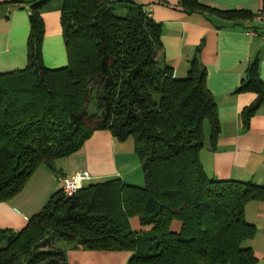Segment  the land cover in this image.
Wrapping results in <instances>:
<instances>
[{
    "label": "trees",
    "instance_id": "1",
    "mask_svg": "<svg viewBox=\"0 0 264 264\" xmlns=\"http://www.w3.org/2000/svg\"><path fill=\"white\" fill-rule=\"evenodd\" d=\"M47 1L23 2L27 64L0 72V202L18 195L39 166L53 167L104 129L118 141L133 140L145 184L115 176L71 196L54 191L22 229L0 230V264H69L65 245L130 251L128 264H256L245 207L264 198V186L207 177L203 124L212 139L220 127L197 58L185 77L175 76L163 58L161 24L141 0H63L67 63L47 68L40 15ZM180 3L186 12L208 9L198 0ZM209 10L254 22L246 11ZM256 66L255 59L236 90L257 95L242 111L245 125L264 102ZM133 218L147 229L133 228ZM51 231L65 245L37 249L36 240Z\"/></svg>",
    "mask_w": 264,
    "mask_h": 264
},
{
    "label": "crops",
    "instance_id": "2",
    "mask_svg": "<svg viewBox=\"0 0 264 264\" xmlns=\"http://www.w3.org/2000/svg\"><path fill=\"white\" fill-rule=\"evenodd\" d=\"M141 1L151 18L161 24L163 58L173 68L175 76L185 77L194 57L205 69L206 87L216 103L220 127L218 135L212 139L208 122L205 121L207 126L203 124L204 146L200 161L207 177L264 186V102L258 104L245 125L242 111L256 102L257 95L236 92L255 59L258 76L264 82V38L251 33L253 30L261 32L262 27L251 22L250 16L225 19L209 10H242L253 15L261 8L262 0H198L208 9L192 12L184 11L180 0ZM23 2L25 0H0V72L22 69L27 64L30 23L29 9ZM62 5L63 0H48L40 9L44 22L42 60L47 68H59L67 63L60 19ZM134 153L132 139L121 142L107 129L96 130L78 152L64 157L74 158L77 168L62 175L87 171L91 179L85 180L83 185L115 176L131 182L128 171L137 167ZM43 168L34 172L32 180H42L39 175L44 174ZM64 169L60 163L61 173ZM44 182L40 198L25 201L24 189L12 199L0 202V230L22 229L42 208L58 188L52 178ZM40 199H45L43 204ZM245 218L255 227L250 246L256 264H264V198L246 205ZM131 225L134 228L133 223ZM65 246L69 264H128L132 255L130 251Z\"/></svg>",
    "mask_w": 264,
    "mask_h": 264
},
{
    "label": "rangeland",
    "instance_id": "3",
    "mask_svg": "<svg viewBox=\"0 0 264 264\" xmlns=\"http://www.w3.org/2000/svg\"><path fill=\"white\" fill-rule=\"evenodd\" d=\"M130 1H134V0H130ZM90 110H91V108H90ZM204 124H205V126H207V122H205ZM134 152H135V150H134ZM134 155H135L136 160H137V167H135L134 169H130V171H128L129 172L128 173L129 180L131 182L127 181L126 183L131 184V185H135L138 187H143L145 182H144V176H143V172H142V168H141V162H140V159L137 156L136 152L134 153ZM60 163H62L65 167V169H64V171H62V173L60 171ZM76 164H77V162L74 160V158H60V159L56 160L55 162H53V167H49L46 164H42L41 166H39V167H44L42 170L45 171L44 174L39 175V177H42V180H40V181H37V179L32 180L33 176H31L29 178L28 182L26 183V185L24 186V188L22 189V190L25 189L23 199H25V201H27V199L33 200L34 198H38V197L40 198V195L43 192V190H42L43 185L42 184L45 183L44 180H49L50 178H52L53 181L55 182L56 186H58V188L56 187V190L60 189L61 183L59 182V178L61 176H63L62 175L63 172L69 173L71 170H76V168H77ZM38 168L36 170H38ZM36 170L34 172H36ZM130 172L132 175H130ZM39 173H41V172H39ZM71 176L72 175H68L65 177L70 178ZM34 181H36V182H34ZM52 194H50V195L47 194V197H48V195L50 197ZM48 198L46 199L45 202L48 201ZM44 200L41 201V199H40L41 204H43ZM130 222H131V224L133 223L135 229H139V230L147 229L144 226L143 227L139 226L137 218L131 219ZM144 243H146L148 245L150 244L149 240H148V242L145 241ZM35 244H36V248L40 249V250L48 249V248H55V247L65 245L64 242L59 240L57 233H55L53 231L49 232V234L40 238L39 240H36Z\"/></svg>",
    "mask_w": 264,
    "mask_h": 264
},
{
    "label": "built area",
    "instance_id": "4",
    "mask_svg": "<svg viewBox=\"0 0 264 264\" xmlns=\"http://www.w3.org/2000/svg\"><path fill=\"white\" fill-rule=\"evenodd\" d=\"M254 22L261 25L262 31L257 32L256 30L251 31L254 35H260L264 38V9L260 8L254 14ZM91 179L90 174L87 171L77 172L72 175L70 178H66L65 176H61L59 178V182L61 183V188L63 192L71 196L75 193L78 189H80L83 185L85 180Z\"/></svg>",
    "mask_w": 264,
    "mask_h": 264
}]
</instances>
